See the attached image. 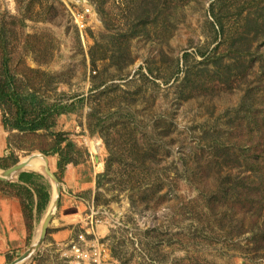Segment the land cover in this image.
<instances>
[{
    "label": "rangeland",
    "instance_id": "rangeland-1",
    "mask_svg": "<svg viewBox=\"0 0 264 264\" xmlns=\"http://www.w3.org/2000/svg\"><path fill=\"white\" fill-rule=\"evenodd\" d=\"M86 1L94 15L80 32L73 0H0V61L11 59L15 86L70 105L34 133L0 105L1 166H51L56 142L74 145L56 205L45 175L37 212L15 179L0 181L31 226L0 264L36 244L52 205L43 243L19 264H68L80 233L105 243V264H264V0ZM92 107L135 122L121 112L91 133Z\"/></svg>",
    "mask_w": 264,
    "mask_h": 264
},
{
    "label": "trees",
    "instance_id": "trees-1",
    "mask_svg": "<svg viewBox=\"0 0 264 264\" xmlns=\"http://www.w3.org/2000/svg\"><path fill=\"white\" fill-rule=\"evenodd\" d=\"M11 59L7 54H3L1 56L0 61V105H8V107L13 106L16 110L15 117L13 118V125L11 126L13 129L23 132V133H34L40 129H46V126L51 120L53 119V112L56 114L61 115L65 114L70 111V105L63 104L61 102H57L52 104L51 106H45L43 102H41L40 98L35 95V93H28V89L21 90V88L15 86V75L9 69ZM104 89L103 92H105ZM102 94V93H101ZM108 105V104H107ZM36 115L33 118H29L26 116L30 114L31 111H36ZM123 108H118L114 112L110 113V108L104 109V119L103 121L98 118V108L92 107L87 117V121L89 122V130L91 133H96L99 129L105 127V124L102 123H109L113 122V120L120 122L122 117L125 116L123 113L128 116L127 112ZM121 112H123L121 114ZM122 115V116H121ZM127 121L131 124L135 122V120H131V117L128 116ZM125 121V120H123ZM123 123V122H122ZM3 126L5 124L3 122ZM99 133H102L99 132ZM59 142H56L54 148V152L52 156H56V170L57 173L55 174L58 182L60 181L61 177L63 176L66 165L72 163L73 160L70 158V154L74 152V145L71 143L66 144L67 150L63 151L59 148ZM143 152V151H142ZM47 155V154H46ZM140 155V152H139ZM10 158L8 157H0V169H6L7 167L1 166V163L6 162ZM17 160L14 159L12 161V165L16 164ZM102 177V176H101ZM17 180L19 184H12L15 185L17 188L23 190L28 196L31 201L33 202V197L36 198V212L41 211L46 207L49 202L50 195L48 188H50L49 184H42L43 176L37 173H26L21 172L17 176ZM99 182V180L97 181ZM8 184V183H5ZM37 184L41 187L36 190ZM24 214V212H23ZM25 217V216H24ZM26 220V219H25ZM27 229L30 231L31 226L27 224Z\"/></svg>",
    "mask_w": 264,
    "mask_h": 264
},
{
    "label": "built area",
    "instance_id": "built-area-1",
    "mask_svg": "<svg viewBox=\"0 0 264 264\" xmlns=\"http://www.w3.org/2000/svg\"><path fill=\"white\" fill-rule=\"evenodd\" d=\"M72 8L68 7L73 23L81 32L88 27V21L94 15L93 9L86 0H73ZM75 5V6H74ZM87 235L78 234L65 246L63 256L68 264H105L109 256L105 243L95 238L93 234L90 238Z\"/></svg>",
    "mask_w": 264,
    "mask_h": 264
},
{
    "label": "crops",
    "instance_id": "crops-1",
    "mask_svg": "<svg viewBox=\"0 0 264 264\" xmlns=\"http://www.w3.org/2000/svg\"><path fill=\"white\" fill-rule=\"evenodd\" d=\"M1 150V147H0ZM48 160V159H47ZM29 162V161H25ZM70 164V163H69ZM69 164L66 165V168H68ZM48 168L51 170V168L56 169V161L54 160L49 166V163L47 164ZM44 166V161L41 159H36L33 162H31L27 168L23 169L21 172L26 173H37L39 175H42L40 172ZM37 167H40L37 168ZM31 169H37L31 170ZM39 169V170H38ZM69 169V168H68ZM19 172V173H21ZM18 173V174H19ZM13 176L11 178L15 179L14 181H5L12 183V184H19L17 180V176ZM55 197V195H54ZM53 200L55 198L52 197ZM33 212L36 211V198L33 197ZM53 206V205H52ZM51 206V207H52ZM24 214L23 211H21L17 204H15L13 198H0V263L2 260H4L3 254L12 251L17 250L18 248L23 247L25 236L27 232V226L24 222ZM28 238V236H27ZM26 238V240H27ZM17 248V249H16Z\"/></svg>",
    "mask_w": 264,
    "mask_h": 264
},
{
    "label": "water",
    "instance_id": "water-1",
    "mask_svg": "<svg viewBox=\"0 0 264 264\" xmlns=\"http://www.w3.org/2000/svg\"><path fill=\"white\" fill-rule=\"evenodd\" d=\"M34 157L35 156L30 157L29 160L30 161L34 160ZM42 159L44 161V166H43L40 173L42 175H45L48 179H50L53 182V185L56 186L55 187V191H56L55 205H56L58 202L57 199L59 198V195H60V188L58 187V180H57L55 174L53 172H51V170L48 168L47 158L42 157ZM27 165H28V162H19L16 165L12 166L11 168L6 169L5 171H3L0 174V181L1 182L9 181L13 176H15L19 172L23 171V169L27 168ZM52 212L53 211H49L47 213V215L45 216L44 221H43L42 226H41V232H40V235H39V238H38V241L36 242V244L33 245L29 250L24 252L19 258L14 260L11 264H19L20 262H22L23 260L28 258L43 243V240H44L45 235L47 233V228H48L49 222L51 221V218H52Z\"/></svg>",
    "mask_w": 264,
    "mask_h": 264
},
{
    "label": "bare ground",
    "instance_id": "bare-ground-1",
    "mask_svg": "<svg viewBox=\"0 0 264 264\" xmlns=\"http://www.w3.org/2000/svg\"><path fill=\"white\" fill-rule=\"evenodd\" d=\"M36 159H41V160H43L41 157H34V160H36ZM34 160H32V161H30V160H27V161H30V162H28V165L31 163V162H33ZM27 165V166H28ZM37 168H39L40 169V167H37ZM38 169V170H39ZM31 170H36L37 171V169H31ZM54 198H56V195H55V197ZM54 201V200H53ZM53 209H54V205L51 207V211H53ZM50 211V210H49Z\"/></svg>",
    "mask_w": 264,
    "mask_h": 264
}]
</instances>
